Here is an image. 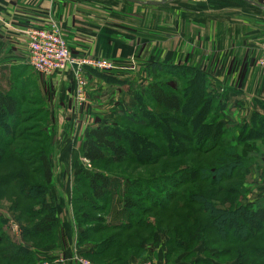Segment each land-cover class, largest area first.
Returning <instances> with one entry per match:
<instances>
[{
    "label": "trees",
    "instance_id": "obj_1",
    "mask_svg": "<svg viewBox=\"0 0 264 264\" xmlns=\"http://www.w3.org/2000/svg\"><path fill=\"white\" fill-rule=\"evenodd\" d=\"M165 69L172 73L171 84L160 78ZM23 70L28 71L27 66ZM84 70L95 75L103 73ZM145 72V86L132 92L133 107L116 113L113 123L88 127L81 153L91 164L161 165L162 174L78 169L73 179L72 206L74 223L80 227L77 244L85 246L81 254L95 264H127L131 257L141 258L144 250L159 247L167 263L176 250L186 251L203 241L213 257L232 254L235 264H264V202H239L235 196L242 190L243 178L264 163L254 145L244 154L237 152L245 141L263 136L264 114L252 109L248 118L230 123L223 114L229 91L222 90L224 86L217 80L213 84L194 66L154 60L148 62ZM34 74L25 73L20 84L10 76L8 91L0 89V164L6 155L15 158V168L0 176V199L11 200L9 210L24 224L23 243H15L4 233L5 218L0 212V264H35L41 258L35 257L33 247L57 244L60 236L64 238L50 191L54 186L49 156L53 142L51 133L42 128L49 125L46 100L34 82ZM257 100L264 107V101ZM146 102L162 112L148 108ZM173 115H183V119ZM170 122L184 130L167 126ZM128 124L151 129L153 134L141 137L137 128H129ZM230 128L233 134L227 136ZM157 136L167 151L154 143ZM178 137L190 145L180 154H176L180 152L177 149L169 152V142H177ZM219 147L221 150L216 152ZM162 157L169 161H161ZM19 160L26 163L20 164ZM31 160L38 165L33 170L28 168ZM234 179L237 182L230 184ZM157 188L163 198L156 200L150 193ZM112 196L121 197L122 206L102 224L100 213ZM227 202L231 204L225 207ZM85 221L89 225L83 226ZM104 231L110 233L94 239Z\"/></svg>",
    "mask_w": 264,
    "mask_h": 264
},
{
    "label": "rangeland",
    "instance_id": "obj_2",
    "mask_svg": "<svg viewBox=\"0 0 264 264\" xmlns=\"http://www.w3.org/2000/svg\"><path fill=\"white\" fill-rule=\"evenodd\" d=\"M82 1L86 6L87 0H82ZM92 1H94L96 4L95 12L98 15H102V10L106 11V9L111 7L112 10H114L113 12L116 13L117 18H119L118 20L124 21V23L128 24L127 26L129 28L137 30L138 34H140L143 40L142 55L144 61L150 59L151 56L155 59H157V57L159 56V58L170 57V58H175L176 60H180L183 59V57H186L188 59V62L191 64V66L192 67L194 66L195 69L198 68L200 69L201 72H204L207 78L210 79L212 83L220 80L224 85L233 84L234 86L233 88H235V86L237 85H243L246 88L247 98L245 97L244 99H241L240 103H237V101L234 99L236 95L233 93V91L230 88L228 90V88H226L225 86L221 87L222 90L224 89L229 91V96L227 98L229 99L228 100L229 103H227V107L223 112V114L230 123L235 122L237 121V119L240 118L241 119L248 118L252 109L258 111L259 114H264V107L259 105L258 100L256 98L254 99L253 96V95H259V96L264 95V74L256 66V58L260 54L261 50H259V52H256L258 53V55L256 56L255 60L251 59L250 62L238 63L237 61H234V58L239 53L237 52L235 47L234 50L231 42L227 41L228 46H223L220 41V38H216V35L217 36L219 35L220 37V31L218 33V29L220 30L221 23L215 21V15L223 14V11H221L220 8H222L224 12H227L230 10L231 7H235L231 5V3L235 0H173L157 6L141 5V4L131 3L125 0H92ZM255 1H259L260 3L263 4L264 0H255ZM241 6H244L246 10L250 12H256L258 14L264 15V12H262L257 8L255 9L254 7L248 5L247 3H243V1L239 3L238 8H241ZM103 7L106 9H104ZM237 11L240 12L239 10ZM240 16L246 17L247 19L248 18L252 19L250 14L242 15V13H240ZM184 30H185V34H183ZM186 31L188 34L186 33ZM159 58L158 60H160ZM133 62H135L133 63L135 64V71L133 74L140 75L143 79V82L137 84L138 85L137 89H141L142 87L145 86L147 82V74L145 72V67L148 64V61H146V64L144 66L143 65L140 66V64H138L136 60ZM130 67L129 69L131 70L134 69L133 65H131ZM244 67L245 68L248 67L249 68L248 71H245ZM3 69H5V71L7 70V68L5 67ZM5 71L2 70L0 71V89L7 92L8 79L6 77L8 76V74L7 72L5 73ZM189 72L192 75V72L191 71ZM11 73H12L11 76H14V82L20 84L23 75L25 73H28V71L27 70L20 71V69L19 70L13 69ZM171 75L172 73H169L165 69L163 72L160 73V78L168 81L171 84L170 78L173 77ZM34 76H35L34 77L35 84H36V78H39L40 82L45 81L43 80L44 77H46L44 75H40L36 73L34 74ZM220 81H218L217 83L221 85ZM175 84L179 86L180 82L176 81ZM42 91L43 90L40 88V92L43 94V98H45V100L48 99V96L46 95L44 96V91L43 92ZM132 99H133V95H132ZM47 105L48 104L46 101L45 104L47 108V111H45L47 117L46 123L49 121V125L48 128L43 126L42 128H44V132L48 131L49 132L48 134L51 133L52 136L53 148L51 151V155H49L52 169L56 165L55 154L57 147L59 148V146H62L61 149L62 151L64 147L63 145L65 144L64 139L63 141L61 140L62 137L66 139L71 138L72 143L69 144L68 148L69 149L73 148L72 151L75 152L73 154V165L78 166L80 169L87 168L91 170H99L104 173L106 172L121 173L122 171L130 175H135V174L142 175V174H150V173L154 175L162 174V171L160 170L163 168V166L161 165L156 167L141 166L138 163H130V162L121 163V164H108L105 163L104 161L91 164L86 158L82 156L81 153V141L84 137L87 128L91 126L89 125L91 124V122L86 121L85 115L81 114L82 110L78 112H74L67 107V110L63 112L62 116L59 118L54 115L55 112L51 111ZM145 105L148 108H154L157 112L159 111L162 112L160 107H156L149 102H146ZM85 112L87 113L88 110H85ZM211 115H213V111H211ZM211 115L208 116V119L211 118L210 117ZM173 116L178 117L179 119H183V115H173ZM67 119L69 122H67ZM116 120H117L116 114H114V117L111 116L110 118V123H113ZM32 122H34V120L27 121V123L25 124H30ZM60 123H62L64 126L59 127L58 124ZM170 125L177 131L184 130L178 127L177 123H171V122L167 123V126ZM20 126L22 127L23 125ZM127 126L129 128H137V132L141 134L140 135L141 137H143L142 134L143 135L153 134L151 129L148 128H144V127L142 128L138 126L131 127L132 125L129 124ZM186 133H188V131H186L185 134ZM226 134L227 136L233 134L232 129L230 128ZM182 139H183L182 137H178L176 138L177 142L175 143L173 141L169 142V148H170L169 152H174L177 150L180 151L181 149H184L185 146L190 145V142L184 141ZM154 140H155V142L153 141L154 143H157L158 145H161L164 148V143L159 136L154 138ZM253 145L256 154L260 155L261 157H263L262 159H264V133L262 137H257L245 141L244 146L239 145L237 147L238 151L237 150L236 151L239 154H244L246 148ZM137 148L139 150V147ZM162 150L167 151L165 148ZM220 150L221 147L217 148L216 152H219ZM180 153L181 151L176 154H180ZM164 158L165 157H162L161 161L163 160L169 161L167 158L166 159ZM4 159H5L4 162L0 164V176L4 173L9 172V170H13L12 168L15 166L12 162V159H15L14 157L6 155ZM19 162L20 164L26 163L23 160H19ZM37 166L38 165L34 164L33 160L28 162V168L30 167V169L32 170L37 168ZM72 178L74 179V174ZM236 180L234 179L233 181H229V183L235 184V182H237ZM241 182L243 183L242 190L235 193V196L238 197L239 202H245L247 199L249 201L254 202L255 204L264 202V163L259 167L257 171H253L249 175L245 176ZM50 191H51L52 199L58 203L57 199L60 198L59 189L58 188L56 189L53 186ZM69 191H70L69 192L70 195L68 197L69 203L64 206L65 207L64 210H66L67 208L69 213V221H70L71 229L69 228L67 231H70V234L74 232L72 235L74 252L72 254L71 260L75 264H79L75 260V256L79 255L82 256L84 259L88 260L91 264H95L90 259L82 255L78 250V246H81L77 244V233L80 227L78 228L74 223V217H73L74 207L72 206L73 203L72 187L71 190ZM150 194L154 195V198H156V200L163 198L162 191L159 188H157V191L152 190ZM228 204L231 203L227 202L225 207L226 206L228 207ZM57 205H56L57 213L60 218V229H61L60 235H63L62 232L64 231L63 228L64 213L61 212V206L59 204ZM10 206H11V200L8 199V197L0 199V212L5 218V222L3 224L4 233H6L10 237V239L13 240L15 243H23L22 234H23L24 224L20 223L14 218L12 212L9 210ZM121 206H122L121 197L114 198L112 196L111 202L107 206L106 210L103 213H100L103 216L102 224H106L108 220L113 218L115 212L119 210ZM83 209L86 211L93 212L86 207L85 208L82 207V210ZM123 217L125 218V215ZM89 223L90 222L85 221L83 226L89 225ZM92 226L96 227L97 225L95 223V225L92 224ZM109 233H110L109 231H104L99 235L95 236L94 239L95 240L100 239L102 238V236ZM65 239L66 237L64 234V238L63 236L59 237L57 244L33 247L35 257L41 258L35 264H57V263L62 264L65 261V256L63 253H62L63 255L59 253L61 251H58L59 254L57 253L56 257L51 259H48L46 257V254H48L52 250H55L56 248L61 249L62 247L61 246L59 247V243L60 245L62 244L67 245V240ZM218 248L221 249L220 246H218ZM143 252L144 254L141 258L131 257L127 264H235L236 263L235 260H233L232 258L233 257L232 254L225 256L222 255L220 257H213L208 253L207 249H205V244L203 241L195 242L194 245H192V247L188 248L186 251L176 250L169 257L167 263H165L166 255L164 253V250H162L159 247L154 248L152 250L150 249L144 250ZM202 258H206L208 262L204 261Z\"/></svg>",
    "mask_w": 264,
    "mask_h": 264
},
{
    "label": "crops",
    "instance_id": "obj_3",
    "mask_svg": "<svg viewBox=\"0 0 264 264\" xmlns=\"http://www.w3.org/2000/svg\"><path fill=\"white\" fill-rule=\"evenodd\" d=\"M240 1L242 2V0L233 1L231 5L235 7H231L227 12L220 8L223 14L215 15V21L221 23V28L218 29L220 37L216 35V38H220L223 46H228L227 41L231 42L232 47H235L239 53L234 58V61L238 63L250 62L251 59L255 60L258 55L256 52L264 50V15L250 12L244 6L238 8ZM243 3L246 2L243 1ZM86 4L85 6L82 0H0V71H5L4 67L7 68L5 73L7 72L6 78L9 80L13 69L19 70L26 66L30 69L27 64L26 49L19 43L18 39L22 37V29L29 25L47 26L50 19L55 20L73 54L112 58L122 62V69L103 72L100 75L83 71L87 83L88 101L81 109V114L85 115L86 121L91 122L89 125L95 126L110 121L114 114L133 107L132 92L137 89V84L143 82L140 75L133 74L135 71V64H133L135 62L133 61L136 60L140 66H144L146 61L158 60L159 56L157 59L151 56L150 59L144 61L142 55L143 40L137 30L129 28L124 21L118 20L119 18L111 7L108 9L103 7L106 11L102 10V15H98L95 12L96 4L94 1L87 0ZM260 4L264 6V1L263 4ZM240 13L242 15L250 14L252 19L240 16ZM183 34H185V30ZM159 59L167 64L191 65L186 57L180 60L170 57ZM129 64L134 66L133 70L129 69L127 66ZM248 69L246 67L244 70L248 71ZM43 80L45 81L40 82L39 78H36V84L38 88L44 91V96H48L46 99L48 108L55 112L56 117L60 118L67 107L70 108L73 103L74 82L71 70L66 68L44 77ZM220 83L228 90L230 88L233 91L237 103H240L241 99L247 98L246 88L243 85H237L233 88V84L224 85L222 81ZM253 96L254 99L259 97L260 100L264 101V95ZM85 110L88 112L86 113ZM67 122H69L68 119ZM58 126L64 125L60 123ZM63 139L65 142L63 150L61 151L62 146L57 147L56 150V165L53 167V172L55 177L54 188H58L60 191V198L57 199L58 203H56L61 206V212L64 213L63 232L67 245L62 244V248H56V251L49 250L50 252L46 256L51 255L55 258L54 253L61 250L59 253H63L65 256V261L62 264H75L71 260L74 252L72 239L74 232L71 230L72 233L70 234V231H67L71 227L69 213L67 208L64 210V206L69 203V190L73 186L72 176L80 168L73 165L75 152L72 151L73 148H68L69 144L72 143L71 138L61 137L62 141ZM84 249L85 246H78L80 253Z\"/></svg>",
    "mask_w": 264,
    "mask_h": 264
},
{
    "label": "built area",
    "instance_id": "obj_4",
    "mask_svg": "<svg viewBox=\"0 0 264 264\" xmlns=\"http://www.w3.org/2000/svg\"><path fill=\"white\" fill-rule=\"evenodd\" d=\"M18 39L26 49L28 66L35 73L49 76L66 68L71 70L74 87L70 109L74 112L81 111L88 101L87 83L83 75L85 68L104 73L122 69V62L116 59L73 54L61 28L53 19L49 20L47 26H26ZM256 66L264 74V50L257 56ZM75 260L79 264H91L79 255L75 256Z\"/></svg>",
    "mask_w": 264,
    "mask_h": 264
},
{
    "label": "water",
    "instance_id": "obj_5",
    "mask_svg": "<svg viewBox=\"0 0 264 264\" xmlns=\"http://www.w3.org/2000/svg\"><path fill=\"white\" fill-rule=\"evenodd\" d=\"M125 1L131 2V3H137L141 5H147V6H157V5H162L164 3H167L171 0H125ZM242 1L259 8L260 10L264 12V6H262L257 1L255 0H242Z\"/></svg>",
    "mask_w": 264,
    "mask_h": 264
}]
</instances>
